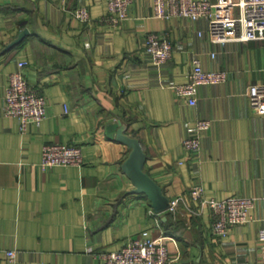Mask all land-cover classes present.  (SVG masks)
<instances>
[{"label":"crops","instance_id":"1","mask_svg":"<svg viewBox=\"0 0 264 264\" xmlns=\"http://www.w3.org/2000/svg\"><path fill=\"white\" fill-rule=\"evenodd\" d=\"M79 6L89 8L88 23L74 15ZM151 32L173 47L159 69L144 52ZM208 32L204 19L156 18L154 0H134L121 24L104 0H0V264L12 249L18 264H104L97 252H114L147 228L176 240L165 239L173 264L260 263L264 114L248 93L264 83V40L215 44ZM194 57L228 80L202 86L192 107L173 87L189 81ZM24 60L29 84L48 101L47 119L26 132L4 114L9 75ZM200 119L210 129L188 154L183 141ZM122 125L140 139L146 170L179 201L178 213L157 214L134 193L122 167L130 150L117 139ZM56 143L80 145L83 165L42 169L43 147ZM196 187L207 199L255 198L251 220L214 235L209 209L192 198ZM171 216L184 226L180 238L166 233Z\"/></svg>","mask_w":264,"mask_h":264},{"label":"built area","instance_id":"2","mask_svg":"<svg viewBox=\"0 0 264 264\" xmlns=\"http://www.w3.org/2000/svg\"><path fill=\"white\" fill-rule=\"evenodd\" d=\"M108 6L109 15L115 23L121 24L129 18V9L134 0H104ZM156 18L171 20L186 18L190 21L204 19L208 23V35L215 44L227 42H247L264 40V0H154ZM74 15L82 22L91 20L90 10L79 6ZM145 53L156 68H161L171 59L172 43L166 35L151 32L145 43ZM188 82L173 87L175 95L186 100L194 107L199 100L202 86L224 84L228 72L222 70H206L201 58L194 57ZM27 60L18 63V70L9 75V86L5 95L4 114L7 117L19 119L22 132L29 125L40 126L48 115V101L43 91L29 84L27 78ZM250 105L255 112L264 114V83L252 85L249 88ZM211 121L200 119L196 121V133L183 141V147L188 154L200 150L202 138L208 132ZM83 151L80 145L46 144L43 147L42 169L54 166H82ZM192 198L199 201L202 208L209 209L211 230L214 235L226 237L231 228L247 224L252 216L250 211L255 206V198L231 195L225 199H207L203 197V189L196 187ZM179 201H171L170 211L178 213ZM193 215L195 212L190 210ZM163 236L155 238L150 228L143 229L114 252L100 251L95 255L103 259L104 264H173L175 259L167 247ZM258 243L261 248V261L264 264V229H260ZM6 264H18V254L15 249L6 252Z\"/></svg>","mask_w":264,"mask_h":264},{"label":"water","instance_id":"3","mask_svg":"<svg viewBox=\"0 0 264 264\" xmlns=\"http://www.w3.org/2000/svg\"><path fill=\"white\" fill-rule=\"evenodd\" d=\"M24 32L27 34V31ZM20 42L21 40L18 41V43ZM127 128V126L122 125L117 132L118 141L129 147L130 150L128 158L122 165L124 172L135 185L134 193L147 197L154 212L163 214L170 209L171 199L166 195L164 188L146 170L147 153L139 138L126 133Z\"/></svg>","mask_w":264,"mask_h":264},{"label":"trees","instance_id":"4","mask_svg":"<svg viewBox=\"0 0 264 264\" xmlns=\"http://www.w3.org/2000/svg\"><path fill=\"white\" fill-rule=\"evenodd\" d=\"M164 224H165V228H166V233H168L171 236L180 238L179 233L184 229V226L181 222L180 223L175 222L171 216L168 221L164 222ZM177 231L179 233H177Z\"/></svg>","mask_w":264,"mask_h":264}]
</instances>
